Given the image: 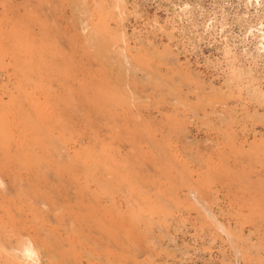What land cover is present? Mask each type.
Returning a JSON list of instances; mask_svg holds the SVG:
<instances>
[{"label":"rangeland","instance_id":"1","mask_svg":"<svg viewBox=\"0 0 264 264\" xmlns=\"http://www.w3.org/2000/svg\"><path fill=\"white\" fill-rule=\"evenodd\" d=\"M12 260L264 264V0H0Z\"/></svg>","mask_w":264,"mask_h":264},{"label":"bare ground","instance_id":"2","mask_svg":"<svg viewBox=\"0 0 264 264\" xmlns=\"http://www.w3.org/2000/svg\"><path fill=\"white\" fill-rule=\"evenodd\" d=\"M12 261H13V260H12ZM12 261H11V263H12ZM8 262H9V260H8ZM14 262H15V261H13V264H15Z\"/></svg>","mask_w":264,"mask_h":264}]
</instances>
